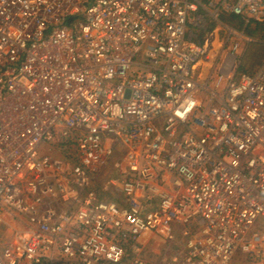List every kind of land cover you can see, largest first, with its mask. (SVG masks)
<instances>
[{
  "label": "built area",
  "instance_id": "built-area-1",
  "mask_svg": "<svg viewBox=\"0 0 264 264\" xmlns=\"http://www.w3.org/2000/svg\"><path fill=\"white\" fill-rule=\"evenodd\" d=\"M263 19L0 0V264H264V61L239 71Z\"/></svg>",
  "mask_w": 264,
  "mask_h": 264
},
{
  "label": "trees",
  "instance_id": "trees-1",
  "mask_svg": "<svg viewBox=\"0 0 264 264\" xmlns=\"http://www.w3.org/2000/svg\"><path fill=\"white\" fill-rule=\"evenodd\" d=\"M223 20L237 29L243 28V23L238 17L228 15L224 16ZM212 28L213 25H210L209 30ZM244 32L247 36L253 37L257 41L254 40L245 48L239 71L252 74L264 61V19L247 24Z\"/></svg>",
  "mask_w": 264,
  "mask_h": 264
},
{
  "label": "rangeland",
  "instance_id": "rangeland-1",
  "mask_svg": "<svg viewBox=\"0 0 264 264\" xmlns=\"http://www.w3.org/2000/svg\"><path fill=\"white\" fill-rule=\"evenodd\" d=\"M253 38V37H252ZM255 38H258V37H255ZM254 39V38H253ZM255 40V39H254ZM255 41H257V40H255ZM245 51V50H244ZM244 51H243V49H242V51H241V54H242V58H243V54H244ZM241 58V59H242ZM154 246H157V245H154ZM162 245H159L157 248H156V250L157 251H159V252H161V253H163V246L161 247ZM150 254H152V253H150ZM240 255V253L239 252H237L236 254H235V256H234V258H233V260H232V263L231 264H241V257L239 256ZM152 259V258H151Z\"/></svg>",
  "mask_w": 264,
  "mask_h": 264
}]
</instances>
